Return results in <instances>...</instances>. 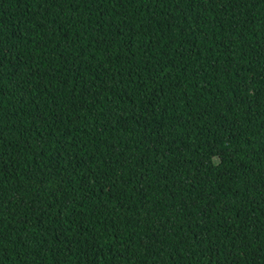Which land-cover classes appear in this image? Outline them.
<instances>
[{"label":"trees","instance_id":"trees-1","mask_svg":"<svg viewBox=\"0 0 264 264\" xmlns=\"http://www.w3.org/2000/svg\"><path fill=\"white\" fill-rule=\"evenodd\" d=\"M0 264H264V0H0Z\"/></svg>","mask_w":264,"mask_h":264}]
</instances>
